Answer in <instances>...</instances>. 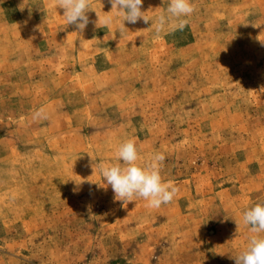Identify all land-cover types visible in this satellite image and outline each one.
Masks as SVG:
<instances>
[{"label":"rangeland","instance_id":"374dc122","mask_svg":"<svg viewBox=\"0 0 264 264\" xmlns=\"http://www.w3.org/2000/svg\"><path fill=\"white\" fill-rule=\"evenodd\" d=\"M191 3L157 35L108 0L83 32L55 0H0V264H235L264 203V0ZM127 139L164 153L171 203L114 200L99 165Z\"/></svg>","mask_w":264,"mask_h":264},{"label":"clouds","instance_id":"9594fccd","mask_svg":"<svg viewBox=\"0 0 264 264\" xmlns=\"http://www.w3.org/2000/svg\"><path fill=\"white\" fill-rule=\"evenodd\" d=\"M57 7L63 9V18L68 25H74L79 32H83L91 23L95 27H107L113 24L114 17L105 15L98 20H90L88 12L92 11V0H55ZM112 9L123 16V23L119 31L124 32V22L136 24L143 21L151 22L155 34L163 32L168 24L175 21L173 30H184L195 8L191 0H169L166 12L159 14L154 21L142 11L143 0H108ZM24 8L20 7L23 11ZM97 14V13H96ZM33 119L46 120L48 114L42 107L33 114ZM165 155L158 152L143 165L137 163L139 153L135 141L127 139L120 143L116 150L117 163L100 164V174L104 185L111 186L114 200L125 203L133 202L137 198L147 201V207L159 209L161 205L169 204L177 195L178 189L170 182H164L160 174V165ZM78 192V189H74ZM242 224L248 227L250 235L244 249L235 256V264H264V203H257L246 209L242 214ZM238 228L240 223L236 222Z\"/></svg>","mask_w":264,"mask_h":264},{"label":"crops","instance_id":"0c3cea01","mask_svg":"<svg viewBox=\"0 0 264 264\" xmlns=\"http://www.w3.org/2000/svg\"><path fill=\"white\" fill-rule=\"evenodd\" d=\"M171 252H172V255H176L179 252V249H177V248H175V250L174 249H171ZM186 252H188V250H186ZM175 257L178 258L177 255Z\"/></svg>","mask_w":264,"mask_h":264}]
</instances>
